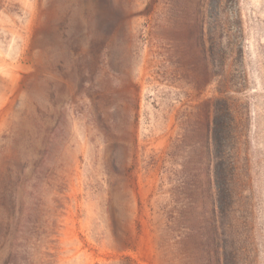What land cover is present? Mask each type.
I'll use <instances>...</instances> for the list:
<instances>
[{
    "label": "rangeland",
    "instance_id": "rangeland-1",
    "mask_svg": "<svg viewBox=\"0 0 264 264\" xmlns=\"http://www.w3.org/2000/svg\"><path fill=\"white\" fill-rule=\"evenodd\" d=\"M0 264H264V0H0Z\"/></svg>",
    "mask_w": 264,
    "mask_h": 264
},
{
    "label": "trees",
    "instance_id": "trees-1",
    "mask_svg": "<svg viewBox=\"0 0 264 264\" xmlns=\"http://www.w3.org/2000/svg\"><path fill=\"white\" fill-rule=\"evenodd\" d=\"M222 131L218 132L216 129H213L212 132V138H208V152H209V156H214L216 155L217 152H223L222 148V141H224V136L222 135ZM212 142V143H211ZM219 180H221V182L223 183L224 187H226L227 185V176L226 174L221 173V177L219 178Z\"/></svg>",
    "mask_w": 264,
    "mask_h": 264
}]
</instances>
